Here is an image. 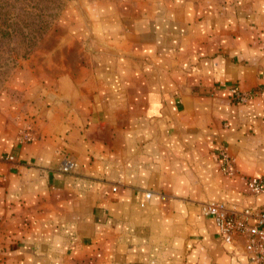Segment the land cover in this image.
<instances>
[{"label":"crops","instance_id":"crops-1","mask_svg":"<svg viewBox=\"0 0 264 264\" xmlns=\"http://www.w3.org/2000/svg\"><path fill=\"white\" fill-rule=\"evenodd\" d=\"M60 24L72 60L0 100V264H253L197 205L264 202V0H83Z\"/></svg>","mask_w":264,"mask_h":264},{"label":"rangeland","instance_id":"rangeland-1","mask_svg":"<svg viewBox=\"0 0 264 264\" xmlns=\"http://www.w3.org/2000/svg\"><path fill=\"white\" fill-rule=\"evenodd\" d=\"M82 2L0 0V100L5 98L12 78L25 64L42 62L46 54L52 59L53 52L59 57L64 51L72 60L75 45L66 37L60 19L66 8Z\"/></svg>","mask_w":264,"mask_h":264},{"label":"built area","instance_id":"built-area-1","mask_svg":"<svg viewBox=\"0 0 264 264\" xmlns=\"http://www.w3.org/2000/svg\"><path fill=\"white\" fill-rule=\"evenodd\" d=\"M233 97L242 103L248 102L252 93L243 92L237 87L230 89ZM219 153L223 160L227 173H234L235 158L229 152L228 145L222 143L219 146ZM9 159H14L13 156ZM78 163L72 158H65L62 164V171L70 173L75 170ZM248 189L251 194L264 192V176L250 178ZM162 198H167L162 194ZM199 212L211 217L217 227L219 234L227 243H235L239 240L244 242V251L253 264H264V202L256 207L239 209L226 201H203L198 205Z\"/></svg>","mask_w":264,"mask_h":264}]
</instances>
